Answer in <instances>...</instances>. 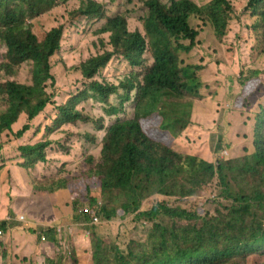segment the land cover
Here are the masks:
<instances>
[{
  "label": "trees",
  "instance_id": "16d2710c",
  "mask_svg": "<svg viewBox=\"0 0 264 264\" xmlns=\"http://www.w3.org/2000/svg\"><path fill=\"white\" fill-rule=\"evenodd\" d=\"M76 1L78 6L67 10L69 0H0V141L20 139L51 104L46 86L55 83L52 59L60 51L66 23L96 28L91 31L102 49L76 67L83 89L55 108L49 125L36 128L39 139L19 145L17 161L0 159V192L25 197L19 188L26 183L28 196L47 198L51 207L56 206L54 197L65 195L73 220L87 229L96 221H122L130 213L151 223L145 239L128 240L123 252L88 232L89 249L83 257L70 250L68 263L57 245L58 228L40 229L38 239L52 240L58 258L54 264H264V105L252 116L238 156L207 160L182 151L178 142L191 124L193 99L211 95L199 76L202 66L189 65L182 56L199 44L203 29L217 41L225 38L236 7L229 0H209L202 6L191 0ZM61 7L66 11L63 23L43 33L34 31L38 18ZM135 11L139 29L129 31ZM243 11L254 52L256 47L264 57V0H245ZM145 55L151 64L138 79L133 69L145 68ZM114 57L132 69L129 75L117 84L96 80ZM22 66L28 67L29 78L19 83L15 77ZM258 73L240 74L234 107L250 102L260 83ZM114 95L118 107L111 105ZM89 100L102 105L106 116L121 114L126 102L134 106L130 117L105 126L101 117L92 121L78 108ZM87 123L95 126L93 135L80 130ZM55 135L87 140L98 154L87 148L78 175L67 178V171L58 170L45 178L39 172L48 170V150L71 152L65 143H53ZM215 184L216 198L225 199L227 206L212 215L166 204L140 211L141 203L153 196L185 201ZM1 231H8L3 219ZM0 261L9 264L10 258L3 253Z\"/></svg>",
  "mask_w": 264,
  "mask_h": 264
},
{
  "label": "rangeland",
  "instance_id": "374dc122",
  "mask_svg": "<svg viewBox=\"0 0 264 264\" xmlns=\"http://www.w3.org/2000/svg\"><path fill=\"white\" fill-rule=\"evenodd\" d=\"M135 1L139 2L140 0ZM191 1L202 6L209 0ZM229 1L236 7V10L230 22L227 36L217 41L206 34L207 29H203L198 39L199 44H196L197 46L195 45L196 47L188 55L182 56L187 64L202 66L199 76L203 84L208 86V93L211 95L202 94L205 97L203 100L193 99L191 124L184 130L178 142L182 151L207 160H213L216 157L222 158V155L223 158L238 156L240 148L237 147L247 142L244 135L250 130L252 116L259 104L264 105V57H260L256 47L254 52V43L249 38V29L246 25L250 22L246 21L247 14L243 11L245 0ZM76 6H78L76 0H69L66 9L69 10ZM63 8H56L38 18L35 21L37 27L34 31L43 33L63 23L66 19V11ZM108 16L112 17L113 15L109 14ZM131 17L127 29L129 31L139 29L138 22L134 21L137 17L136 11L131 13ZM192 24L196 25V23ZM91 30L94 32L96 28L92 27ZM91 30L86 28L84 22L66 23L60 51L52 59L51 72L55 77V83L52 86L50 84L46 86L47 93L52 96V102L39 114L31 124L29 131L20 139L9 137L0 141V159H5L7 163L17 161V147L36 142L39 139L36 128L39 125H49L55 108L64 104L68 98L75 96L83 89L84 81L79 76L76 67L88 57L102 52V49L97 47V37H93ZM98 38L107 41V36ZM3 52L4 48L0 47V54ZM144 59L146 60L145 68L133 69L138 75V79H141L151 64L148 55H145ZM131 70L121 58L114 57L100 76L95 79L117 84L128 76ZM250 72H259L260 83L255 86V93L248 100L250 102H246V105L241 108L234 107L233 103L239 92L238 77L240 74L247 76ZM28 78V67L22 66L15 80L24 83ZM257 87L258 92L256 91ZM110 102L112 106L118 107L119 99L114 95ZM133 106L134 103L131 101L126 102L123 105L122 113L113 116H106L104 107L92 100L80 103L78 108L83 114L92 118V121L101 117L107 126L117 119L130 117ZM94 127L90 123L81 124L80 130L93 135ZM99 136L101 137L102 133ZM51 139L53 143H65L70 147L71 152L69 156L55 147L50 148L48 150V170L39 172L45 178L56 175L58 170L67 171L63 175L67 178L78 175L84 168L83 162L87 157V148L93 147L91 153H95L96 156L98 154L97 146H89V142L84 139L65 135H55ZM28 189L26 183L23 188H19L21 191L19 194L25 196L19 198L14 197L10 191L6 194L7 190L4 189L0 192V221L6 218L8 220V231L0 239V257L3 253L8 255L9 264L58 263V258L53 251L52 240L42 236L45 237V242L42 243L41 238L38 239L37 233L40 229L58 228L57 245L61 244L62 251L65 252L64 258L67 257L66 262L68 263L70 250H74L75 254L83 257L82 252L89 249L88 232L117 245L123 252L126 250L128 240L142 242L151 225L145 219H135L130 213L122 221L117 219H115L117 222L99 223L96 221L93 226L87 229L88 226L73 220L70 206L66 204L65 195L54 197L56 206L51 207L47 198L28 196ZM216 190V184L210 185L205 191L200 192L197 198L192 197L193 199L185 201L173 198L167 200L164 197L153 196L141 203L140 211H148L153 205L166 204L168 207L179 206L181 209L196 211L199 216L212 215L215 210L227 206L225 199L216 198ZM198 203H202L201 208L197 206ZM19 216L23 217L20 222L17 221ZM34 218L45 223L33 222ZM31 227L36 228L35 235L29 233Z\"/></svg>",
  "mask_w": 264,
  "mask_h": 264
},
{
  "label": "built area",
  "instance_id": "2783aa9c",
  "mask_svg": "<svg viewBox=\"0 0 264 264\" xmlns=\"http://www.w3.org/2000/svg\"><path fill=\"white\" fill-rule=\"evenodd\" d=\"M22 220H23V217L22 216H19V218L17 219V221H19V222L22 221ZM4 221L6 222V225L8 227V220H7V218ZM1 224H2V221H0V239L3 237V232L1 231ZM40 241L42 243H44L45 242V237H41ZM58 247L59 248H62L61 247V244H59Z\"/></svg>",
  "mask_w": 264,
  "mask_h": 264
},
{
  "label": "clouds",
  "instance_id": "9594fccd",
  "mask_svg": "<svg viewBox=\"0 0 264 264\" xmlns=\"http://www.w3.org/2000/svg\"><path fill=\"white\" fill-rule=\"evenodd\" d=\"M3 237H4V233H3ZM3 237H2V238H3Z\"/></svg>",
  "mask_w": 264,
  "mask_h": 264
}]
</instances>
